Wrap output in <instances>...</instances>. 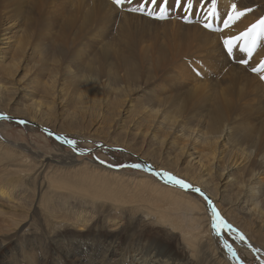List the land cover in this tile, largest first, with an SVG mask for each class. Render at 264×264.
<instances>
[{
    "label": "rangeland",
    "instance_id": "rangeland-1",
    "mask_svg": "<svg viewBox=\"0 0 264 264\" xmlns=\"http://www.w3.org/2000/svg\"><path fill=\"white\" fill-rule=\"evenodd\" d=\"M219 1L214 0L215 7H213L211 0L208 1L209 3L199 0L197 4L193 3L194 14L190 13L186 16L182 10L175 8V0H168V7L172 11L168 12L165 19L156 18L159 13L148 0H124L119 5L114 3V0H94L98 5L99 19L92 20L89 24L84 21L85 14L82 17L80 14V18L75 23L69 22L73 0H50L42 12L40 10L32 13L31 16L34 17L32 19L26 14L14 16L20 22L15 38L19 39L20 36L25 44L31 41L34 43L28 44L29 49L26 50L25 58L18 67L14 68V77L9 81L13 88L8 92V102L13 104L10 105L7 102L3 105L7 111L0 112V117H7L0 118V141H5V144L0 146H11L14 153L18 150L17 155L23 154L20 157L15 156L18 160L16 163L17 160H11V156L4 157L3 153L7 152L5 148L0 149V181L5 184L11 177L12 170L24 171L21 173L22 179L19 178L20 185H17L21 188L19 192H23L21 195L24 197L20 203L30 199L28 202L32 203V206L35 205V208L33 211L30 210V204L26 203L24 214L18 218L16 226L0 225V239H3V236L12 238L11 242L2 243V248L6 249V252L9 245H13V248L20 247L21 241H25L21 237L25 236H31L27 240L40 238L38 242L41 246L48 247L49 243H52L49 233L54 231L53 225L50 224L53 220L51 215L60 218L73 216L78 220L81 216L83 221H87L84 226H88V230L91 231L90 229L96 227L101 220V215L97 213L108 215L113 212L117 216L120 215L123 208L117 204L125 200L127 191L138 189L136 184L141 182V179L147 181L154 179L175 188L153 174L150 169L157 171L155 164L137 155L132 149L134 146L145 149L146 156L155 161L158 160L162 150L169 156L170 162L173 161V157L177 154L176 149L186 141L177 139L173 140L172 145L169 144L174 131L167 130L165 123L164 128L163 124H158L164 116H167L169 120L167 123L175 119H183L184 124H182L187 128H202L207 124L211 102L205 101L200 96L209 93L210 90L215 89L217 94L225 99L233 94L234 101L240 100L239 92L242 88L253 97L259 98L258 94L264 95V79L261 78L264 77V48L260 46L264 41V26L249 32L253 25L264 20V0H222V3L221 1L218 3ZM161 2L162 0H158V3ZM20 4L24 10L29 8L26 3L22 4L20 1ZM14 5L18 6L19 2L17 1ZM232 6H235V12ZM134 9H144V11H133ZM47 10L52 16L49 29L44 26ZM202 10L206 11L205 15L203 14L204 18L201 17ZM147 12H153V15L149 16ZM237 12L243 15L236 17ZM229 16L236 18L229 22ZM62 21L66 23L62 25ZM3 25L1 20L0 26ZM23 31H26L28 36ZM237 37L240 39L237 40ZM225 40H228L229 46L233 48L231 54L227 51ZM53 44H57L61 49L59 62H51L53 57L48 50ZM103 44L109 50H103L101 48ZM38 45L45 47L42 53H38ZM143 47L146 49L143 50ZM165 47L168 49L165 50ZM121 54L129 57V62L136 64L132 67L138 77L136 82L128 83L123 80L124 70L128 67H124ZM163 58H166L168 62L164 63ZM260 58L263 60L257 68L254 61ZM49 60L50 62L47 63ZM41 65L53 69L55 76L46 75L47 79H45L48 86H56V89L51 92L55 96L49 95L47 98L45 94L43 95L45 100L43 103L48 106L43 111H47L49 107L52 108L57 120L55 126L31 122L24 117L10 114L22 111L23 107L29 104L31 100L28 98L29 94L25 91L20 92L18 88L22 90L32 77L36 80L35 77L41 74ZM167 67L170 69L174 67L169 74L162 70ZM155 73L159 74V78L149 87L147 77L155 76ZM111 75H114V78ZM252 84L256 85L252 86ZM25 88L33 89L32 84ZM41 94L36 93L34 98L41 100ZM153 97L161 99L163 103L158 104L155 110H146V103L150 102L146 99H155ZM12 117L19 118L20 121L14 122L11 120ZM199 124L201 126H198ZM260 126H264V109L261 101L257 108L238 117L232 124L226 125L225 129L229 131L231 128V130L217 140L214 149H204L205 153L212 156L209 164L222 167L227 160L229 162L226 163L225 168L233 169L229 178L243 177L244 173L240 170V166L244 157L240 153H229L231 146L227 144L233 134L242 132L240 127H250V131L253 132H264V129H259ZM67 141L73 143H67ZM189 145L190 143L186 151ZM260 146H263V152L259 155L264 156V143H258L247 149ZM26 155L36 160H27ZM259 155L254 156L250 170L263 173L262 180L257 186L264 194L261 189L264 186V162L262 165L255 162ZM38 157L63 161L62 164L51 161V168L48 167L46 172L36 178L37 175H34V172L37 168L33 161L39 160ZM68 160L74 161L76 165L71 166ZM26 161H30L29 164ZM22 162L24 164L26 162V167ZM18 163H22V166ZM64 163L66 165H63ZM133 164H139L140 167L133 168L131 167ZM87 165L92 169L86 170ZM94 167L113 170L115 171L113 173L118 175H111V178L110 175L107 176V173H103L106 171L101 172L102 174L96 173L93 170ZM31 170L34 171L31 172ZM158 173L165 178L167 176L166 179L171 175L191 185L189 181L170 170L161 169ZM220 175L218 171L213 172L215 182L219 181ZM34 178L35 181H33ZM105 178L112 182L116 181L114 178L121 181L118 199L109 200L103 193L100 186ZM40 185L43 187L39 191ZM182 191L204 203L200 207L202 211H197L192 216L191 212H188V217H191L192 221L190 219L182 224L186 234L193 236L194 247L191 248L193 242L190 244L180 232L170 234L169 230L163 229L160 224L146 225L141 230L131 226L137 233H132L133 236H127L128 238L125 237L124 243L135 242L138 234L142 233L146 244L149 239L154 238L173 250L177 249L180 261L178 264H192V262L201 264L208 255H214L216 251L226 256L222 258L221 264H229L228 261L231 264H264V240L261 244L256 242L255 229L250 220L243 219L237 212L227 218L221 211L222 205L216 203V206L212 208L208 196L201 189L200 193L190 190ZM82 197L88 198L86 200L90 204L88 207L81 205ZM156 208L152 207L150 210ZM166 208L167 206L163 205L161 210ZM184 209H170L166 215H178ZM0 211L5 212L1 209ZM153 213L161 214L156 211ZM5 219L6 217L0 214V220ZM214 219L215 229L213 228ZM144 220L146 223H151L147 217L142 218V222ZM58 221H60L59 218ZM225 224L230 225L235 231H229ZM33 225H38L42 229L35 230ZM84 226L71 225L70 227L73 230L82 228L86 230ZM103 226L107 232L112 227L107 224ZM124 228L129 229L128 226ZM37 232L39 234L35 235ZM217 232L220 233L219 236ZM241 235L245 238L243 241L239 238ZM45 243H48V246ZM29 244L31 242H26L27 247H30ZM188 250L193 255L192 262L187 260ZM46 257L47 263L51 264L49 255Z\"/></svg>",
    "mask_w": 264,
    "mask_h": 264
},
{
    "label": "bare ground",
    "instance_id": "bare-ground-1",
    "mask_svg": "<svg viewBox=\"0 0 264 264\" xmlns=\"http://www.w3.org/2000/svg\"><path fill=\"white\" fill-rule=\"evenodd\" d=\"M17 1L19 2V5L15 6L14 4ZM20 1L22 4L26 3L27 5H29V8L27 10H24L20 4ZM49 1L50 0H0V17L1 20H3V24H4L3 26H0V112L7 111L5 107H3V105L7 104V102L9 101L8 92L9 90L11 91V89L13 88V86H11L9 81L11 80V78L14 77L15 74L14 68L18 67L20 62L25 58L26 50L29 49L27 46L28 44H31V42H33L31 41L25 44L22 41V38H20V36L19 39L15 38L16 33H18L19 31L18 26L20 22L19 19H15L17 17L14 16L26 14V16L32 19L33 17L31 16L32 13L34 11H40V10L42 12V10L47 7L45 5L49 3ZM197 1L199 2V0H195V2L193 3L197 4L198 3ZM204 1L208 2L209 0H204ZM220 1L222 3V0ZM220 1L218 3H220ZM30 8L32 11L29 10ZM97 11H98V5L94 2V0L90 2L88 0H73L71 4L69 22L75 23L80 18V14L81 17L83 14H85L84 21L86 24H89L90 21L99 19L97 15ZM205 12L206 11L204 10L201 11L202 18L205 17L204 16ZM45 14L46 17L44 18L47 19H45L44 26L49 29L51 25L50 19L52 18V16L51 13L48 12V10L46 11ZM65 23H66L65 21H62V25ZM23 33L27 35L26 31H23ZM258 40L261 41L260 39ZM57 41L58 39L56 40V43ZM57 44H53L49 46L48 52L50 55H52L51 57H53L51 62L53 61L59 62L58 59H59V53H61V49ZM260 46L264 48V41ZM44 48H45L44 46L38 45L37 46L38 53H42V51H44ZM101 48L103 50H109V48L105 44H103ZM145 49L146 47H143V50ZM164 49L167 50L168 48L165 47ZM173 52L177 54L176 51ZM87 55L89 54L87 53ZM162 56L165 57L166 55H162ZM120 57L123 60L122 63L124 67H128V69L124 70L125 76L124 77L122 76L123 80H125V82L128 83H130V81L136 82V79H138V77L136 76L135 70L134 71L132 70V67H135L136 64L129 62V57L125 55L121 54ZM253 58L254 57H252L251 59ZM261 60H263V58H260L258 61H254L256 62L254 64L256 66L259 65V63L262 62ZM163 61L164 63L168 62L166 58H163ZM48 62H50V60L47 61V63ZM71 64H69V66H71ZM40 67H41L40 70L42 75L40 74V76H36L35 77L36 80L35 79L33 80L32 77V79H30V81H28L24 85V87H22V90L18 88L20 92L25 91V93L29 94L28 98L31 99L30 100L31 103L29 102V104L25 105L22 111L12 112L10 114L16 115V117L18 116L24 117L25 119H27L28 121L30 120L31 122L35 121V123L39 122L40 124L43 123V124H50L55 126L57 120L54 116L55 114L52 112V108L49 107L47 111L46 110L43 111L44 108L45 109L48 108V106H45V104L43 103L45 101L43 100L44 99L43 95L45 94L47 98L49 97V95L55 96L54 93L51 94V92L54 89H56V86L54 87H52V85L48 86L45 80L47 79L46 75L55 77L54 72L53 69L47 68L48 66L46 65L44 66L41 65ZM171 68L173 69L174 67ZM172 69H170V67H167L162 70L166 74H169L172 71ZM111 76L114 78V75ZM158 78H159L158 73H155V76H151V77L148 76L147 77L148 79L147 83H149L148 86L150 87L152 86L153 83L155 84ZM31 84L33 87L32 90H28L27 88H25V87H30ZM255 85L256 84H252V86ZM128 86L130 85L128 84ZM39 92L42 93L41 100L34 98V95H36V93ZM147 94L148 93L146 92V95ZM258 96L260 100L257 97H253L249 92H245L244 89L242 88L241 91L239 92L240 100L234 101L235 99L233 94L225 99L221 97L219 94H217L215 89H212L209 91V93L200 96L203 97L205 101L211 102V107L210 109L208 108L209 113L207 114L208 121L206 126H203L202 128L199 127L187 128L185 125H183L184 124L183 119H175L167 123L169 121L167 116L161 118L159 122L157 121L158 124L161 125L163 124V128L165 123L167 124V126L165 127L167 130L174 131L172 135L173 138L169 143L170 145L173 144V140L180 139V141L182 140L186 141L185 143H181L178 146V148L176 149L177 154L175 155V157H173V161L171 162L169 156H167V154L164 151L162 152V150H161V154L157 158L158 160L155 161L146 156L145 149L137 148L135 146L132 149L134 150V152L137 153V155L145 157L146 159L154 163L157 172H160L161 169L170 170L179 177L186 179L187 182L189 181V184H191L192 186H197L198 188H200L208 196L209 203L212 206V208L216 206V203L222 205L221 211H223V213L227 218L231 217V215L234 212H237L243 219L250 220L255 229L256 242L258 244H261V242L264 240V194L260 191L257 184L259 183L260 180H262L263 173L260 171L250 170V165H252V163L254 162V156L259 155L263 152V146L255 147L252 149H247V148L253 147L258 143L263 144L264 132H253L250 131L251 129L250 127H240L242 132L233 134V137L230 140L231 142L229 141V143L227 144L228 146H231V150L229 153H233V152L240 153V155L244 157V160L241 162V166H240V170H242L244 173L243 177L241 178H234V177L229 178L230 177L229 174L233 171V169L225 168L226 163L229 162L227 160L222 167H220V165L213 166L212 164H209L211 162L210 157L212 156L211 154H207L204 151L205 148L214 149L217 140H220L225 132L228 133L231 130V128L229 131L228 129H225L226 125L232 124L234 121H237L238 117L242 116L248 111H252L255 108H257L259 106L260 101L263 103V109H264V95L258 94ZM147 100H149L150 102L146 103V110L148 109L155 110L156 108H158L157 107L158 104L163 103L159 98H155L151 100L146 99V101ZM8 103H10V105L13 104L12 102H8ZM24 110L26 113L24 112ZM195 119L196 118H194L193 120ZM198 126L201 125L199 124ZM259 129L263 130L264 126H260ZM189 143L190 145L186 151V147ZM4 144L5 141L2 142L0 141V145H4ZM3 148L7 150L6 153H3L4 157H6V155H9L12 157L11 160L13 161L16 159L15 156L20 157V155L21 156L23 155L22 153L17 155V153L19 152L18 150L16 153H14L13 148L11 146L8 145H6L5 147L0 146V149ZM212 152L215 154L214 151ZM26 159L36 160V158H31L30 156L27 155H26ZM38 159L39 160L37 161H33L36 163V168H37V170H35L36 172H34V175H37L36 178L39 177L44 172H46V169L48 167L49 169L51 168L52 165L51 161L57 163L60 162V164H62L63 161V160L58 161L53 159L50 160L47 157L45 158L38 157ZM15 162L17 163L18 160ZM26 162L27 164H29L28 161ZM26 162L25 164L24 162H22L25 165L24 167H26ZM73 162H69L68 160V164H71V166H75L76 163ZM255 162L258 165H262L264 162V156L262 155L257 156ZM22 163L20 164L18 163V164L22 166L21 165ZM63 165H66V163H64ZM85 169L88 170L92 168H89L87 165ZM93 170L96 173H101L103 171H106L103 173H107L108 174L107 176L110 175L109 177H111V175H118L117 173H113L115 172L113 170L97 169L96 167H94ZM33 171L31 170V172ZM216 171L221 173L218 182H215L216 179L214 178L215 176H213V172L215 173ZM23 172L21 171L14 172L12 170L11 177L8 178L5 184L3 181H0V209L5 210V212L0 211V214L1 216L6 217L5 220H0V225L4 224L7 227L9 225L16 226L18 218L22 217V215L24 214V204L29 203L28 201L30 199L25 200L22 204L20 203V201L24 200L23 199L24 197H22L21 195L23 194V192L22 193L19 192L21 188L18 187L17 185L18 184L20 185L19 178L22 179L21 173ZM114 179L116 181L112 182L111 180L105 178L104 182L100 186V188L103 190V193L107 195L109 200H116L119 198L120 195V188L122 183L117 178ZM33 181H35V178ZM140 181L141 182H138L136 184L138 186V189L134 191H127L125 200L122 203L117 204V206L120 205L123 208V210L120 212V215L117 216L113 212H111L108 215H102L101 213H97L101 215V220L99 223L96 224V227L90 229L91 231L88 230V226H84V223H87V221H83L81 216L78 220L73 216L68 218H60L51 215L50 217H53L51 218L53 220L51 221L50 224L53 225L52 229L54 231L49 233V237H50L49 239L51 240L52 243L51 244L49 243V246L48 243L47 244L45 243V245H47L48 247L41 246V244L38 242L40 238H32L31 240L30 239L27 240L31 236H25V237H21V239L25 240L26 242H31V244H29L30 247H27L25 241H21L20 247L13 248V245H9L6 252V249L2 248L3 247L2 243L7 241L11 242L12 238H10L9 236L7 237L3 236V239H0V264H48L47 263L48 259L46 257L47 255H49L50 260L52 261L51 264H178L180 261H179V256L177 254V249L173 250L170 246L168 245L165 246L163 243H160L159 240L157 239L154 238L149 239L150 244L149 242H147L146 244V239L144 238V236H142V233H139L137 240H135V242L133 243L129 244L127 241L124 243L123 240L125 237L128 238L127 236L130 235L133 236L132 233H137L134 232L135 230L132 229L131 226H134L135 229L140 228L141 230L143 229L142 227H145L146 225L160 224L163 229H168L170 234L180 232L181 236L188 239V242L190 244L191 242H193V245L191 246L192 248L195 246V240L193 236L189 235V233L186 234V231L184 230L182 224L190 219L192 221V218L188 217V212H191V216H192L195 212L202 211L200 207H202L201 204L204 203L201 202L199 199H197L195 196L183 192L179 188L176 187L172 188L164 183L157 182L154 179H149V181L141 179ZM42 187L43 185H40L38 187V190L40 191ZM261 189L264 192V186L261 187ZM87 199H88L87 197H82L83 200L82 201L83 203H81L82 206L88 207L90 205L89 203L86 202ZM163 205H166L167 208L161 210ZM152 207H157V208L155 210H150L152 209ZM34 208L35 205L32 206L31 203L30 210L33 211ZM175 208L176 209L185 208V209L178 215L177 214L172 216L166 215L168 210L169 211L170 209L175 210ZM153 211H156V213H161V214L159 215L155 214L153 213ZM27 215H29V213H27ZM199 215L201 216L202 213L200 212ZM146 217L150 220L151 223H146L145 222L146 220L142 222V218L145 219ZM58 218L60 219V221H58ZM111 223L115 225H112ZM104 224L112 226L110 229H108V232L106 231L105 226H103ZM71 225L72 226L74 225L75 227L84 226V228L87 229L85 230L82 228L79 230L76 229L73 230L70 227ZM33 226H34L33 229L35 230H39L40 228L42 229V227L39 228L38 225H33ZM125 226H128L129 229H125L124 228ZM121 228L122 230H120ZM102 229H104V231H102ZM36 234L38 235L39 233L37 232L35 233V235ZM189 250L187 251L188 254L187 260L192 262L193 255L192 253H190ZM217 252L218 251L214 252V255H208L205 261L201 264H221L220 262L222 258L226 256L225 255L222 256L223 254L221 255L218 254ZM228 263L231 264L230 261H228ZM192 264H195V262H192Z\"/></svg>",
    "mask_w": 264,
    "mask_h": 264
},
{
    "label": "snow or ice",
    "instance_id": "snow-or-ice-1",
    "mask_svg": "<svg viewBox=\"0 0 264 264\" xmlns=\"http://www.w3.org/2000/svg\"><path fill=\"white\" fill-rule=\"evenodd\" d=\"M124 2V0H114V3H116L117 5L119 4H122ZM149 3H151L152 5H154L156 7V10L158 11L159 15L156 16V18L158 19H165L167 17V14L168 12L172 11V9H170L168 7V0H162L161 3H158V0H148ZM213 2V7H215V2L214 0H212ZM175 8L177 9H180L182 10L185 15L187 16L188 14L190 13H193L194 14V4H193V0H175ZM141 11L143 12L144 9H134L133 11ZM235 6H233V12H235ZM147 15L149 16H152L153 15V12H147L146 13ZM243 15V13H240V12H237L236 13V17H239ZM236 17H233V16H229L228 17V21L231 22L233 21ZM227 26V25H226ZM261 26H264V20H260L258 24H255L252 26L251 29H249V32H251L253 29H256L258 27H261ZM205 27H207V25H205ZM246 35V34H245ZM237 40L240 39L239 37L236 38ZM224 44L227 48V51L229 54L232 53L233 51V48L229 46V41L228 40H225L224 41ZM249 55H251V53H249ZM262 79H264V77H261ZM0 118H7V117H0ZM21 123H24L23 121H21ZM67 143H73L72 141H67ZM131 167L133 168H139L140 165L139 164H133L131 165ZM169 182L170 183H173L183 189H186V190H190L192 192H196V193H200V189L198 188H194L192 187L191 185H188L186 184L184 181L180 180V179H177L176 177L174 176H171L169 175ZM202 195V193H201ZM214 215H218V214H214ZM225 227L229 230V231H235L234 229L231 228L230 225H226L225 224ZM213 228L215 229L216 228V221L215 219L213 220ZM217 235L219 236L220 233L217 232ZM240 240L243 241L245 238L241 235L240 237Z\"/></svg>",
    "mask_w": 264,
    "mask_h": 264
},
{
    "label": "water",
    "instance_id": "water-1",
    "mask_svg": "<svg viewBox=\"0 0 264 264\" xmlns=\"http://www.w3.org/2000/svg\"><path fill=\"white\" fill-rule=\"evenodd\" d=\"M11 120L14 121V122L19 121L18 119H15V118H11ZM49 133H50V132H49ZM50 134H53V133H50ZM60 138L63 139L62 137H60ZM63 140L66 141V139H63ZM150 171H151L153 174L157 175L161 180H163V181L166 182L167 184H169V185H171V186H174V187H176V188L182 189V190H186V189H183V188H181V187H179V186H177V185H175V184H173V183H170L168 179H166L164 176H162V175H161L160 173H158L157 171H154L153 169H150Z\"/></svg>",
    "mask_w": 264,
    "mask_h": 264
}]
</instances>
